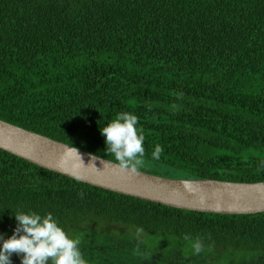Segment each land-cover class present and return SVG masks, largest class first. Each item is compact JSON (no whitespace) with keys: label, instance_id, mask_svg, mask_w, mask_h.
I'll list each match as a JSON object with an SVG mask.
<instances>
[{"label":"trees","instance_id":"16d2710c","mask_svg":"<svg viewBox=\"0 0 264 264\" xmlns=\"http://www.w3.org/2000/svg\"><path fill=\"white\" fill-rule=\"evenodd\" d=\"M121 112L145 137L140 171L264 181V0H0V119L115 161L100 129ZM19 211L52 213L81 245L88 232L180 244L174 264L207 258L185 234L206 256L264 252V212L172 207L0 149L3 239Z\"/></svg>","mask_w":264,"mask_h":264},{"label":"water","instance_id":"95a60500","mask_svg":"<svg viewBox=\"0 0 264 264\" xmlns=\"http://www.w3.org/2000/svg\"><path fill=\"white\" fill-rule=\"evenodd\" d=\"M0 149L79 181L172 207L223 214L264 212V181L122 172L113 160L2 119Z\"/></svg>","mask_w":264,"mask_h":264},{"label":"clouds","instance_id":"9594fccd","mask_svg":"<svg viewBox=\"0 0 264 264\" xmlns=\"http://www.w3.org/2000/svg\"><path fill=\"white\" fill-rule=\"evenodd\" d=\"M137 124L136 115L121 112L100 129L105 138V152L114 157L120 171L131 174L139 173L145 165V137ZM162 151L161 146L156 145L151 153L152 159L159 160ZM14 217L17 226L12 236L7 239L0 237V264H11L10 256L13 253L21 255V264H88L80 249L81 238L70 237L52 213L40 215L19 211ZM182 239L194 256L205 250L200 237L192 238L185 234Z\"/></svg>","mask_w":264,"mask_h":264},{"label":"rangeland","instance_id":"374dc122","mask_svg":"<svg viewBox=\"0 0 264 264\" xmlns=\"http://www.w3.org/2000/svg\"><path fill=\"white\" fill-rule=\"evenodd\" d=\"M0 246H2L1 240ZM151 247L154 248L155 254ZM175 247L164 239H160L158 243L157 239L145 241L139 236L105 237V233L96 234L88 232L83 239L80 249L82 255L88 257V264H158L155 259L160 257V250L163 248L165 254L163 255L161 252V256L166 257L170 255L172 261L169 264H174L175 259L172 255L175 254L173 252L182 251L183 249V246H180V244L179 248ZM184 247H186V244ZM134 250H138V252ZM185 251L190 253L188 250ZM220 253L206 256L208 254L204 250L201 256L207 258L200 260L202 262L200 264H264V252H255L250 256H247L246 253L244 254L243 251L236 250H224ZM167 258L162 259L160 257L157 261L165 264ZM10 260L11 264H21V258L16 253L10 256ZM178 264H186V261L181 256H178Z\"/></svg>","mask_w":264,"mask_h":264}]
</instances>
